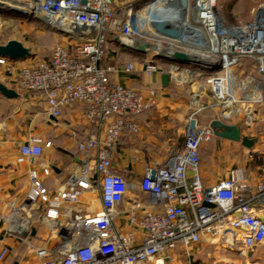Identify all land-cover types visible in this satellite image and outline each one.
I'll return each mask as SVG.
<instances>
[{"label": "built area", "instance_id": "built-area-1", "mask_svg": "<svg viewBox=\"0 0 264 264\" xmlns=\"http://www.w3.org/2000/svg\"><path fill=\"white\" fill-rule=\"evenodd\" d=\"M26 1L34 16L67 33L71 44L58 43L50 58L34 57L18 70V89L43 94L48 114L56 119L66 108L83 105L87 122L97 130L79 144L84 158L56 192L48 190L37 168L29 171L30 192L11 220L26 215L50 229L44 246L31 250L40 264H172L179 251L194 264L202 245L230 255L213 264H252L264 245V183L252 193L249 176L237 168L207 186L201 150L216 136L194 118L186 124L183 148L163 164L148 167L138 185L130 182L115 168L116 148L125 133H139L138 118L158 105L159 91L152 87L142 93L114 84L112 74H130L135 66L115 68L106 60L110 42L143 41L141 29L148 27L154 38L176 40L167 50L197 60L191 64L200 68L197 76L221 109L218 119H237L240 128L252 127L264 106V4L253 10L250 22L229 25L221 17L219 0H185L168 20L173 27H184L172 37L169 32L161 36V27L154 26L155 15L168 0L145 5L142 23L137 21L141 15L137 19L131 10L117 17L122 0ZM158 45L164 49L153 44ZM204 58L206 63L200 64ZM245 60L253 63V73L244 71ZM0 65L10 74L15 71L7 59H0ZM158 70L155 61L148 62V76ZM196 95L197 101L205 98ZM52 147L51 141L35 137L21 147V154L34 165ZM42 172L48 177L53 171L46 167ZM95 187L101 210H79L82 196ZM9 253L8 247L0 250V263Z\"/></svg>", "mask_w": 264, "mask_h": 264}, {"label": "crops", "instance_id": "crops-1", "mask_svg": "<svg viewBox=\"0 0 264 264\" xmlns=\"http://www.w3.org/2000/svg\"><path fill=\"white\" fill-rule=\"evenodd\" d=\"M147 1L149 0H122L116 7V15L121 18L131 10L137 19H140L141 15V19L137 21L142 23L144 4ZM184 1L168 0L155 15L154 26L161 27L160 30L163 32L161 36L164 32L184 31L181 24L173 27L168 21L174 17L176 5ZM261 4H264V0H232L227 5L228 10H231V16L222 14L223 6L220 14L229 25L244 24L252 20L253 10ZM141 34L142 40L152 45L176 44V40L154 38L148 27L142 28ZM111 44L116 48L122 47L116 42ZM126 49L129 51L128 54L119 53L118 49H114V54L112 53L106 64L120 68L123 64L120 63L119 56L124 55L126 59L129 58L125 64L134 63L135 69L130 74L118 71L111 75V81L142 93H146L152 87L159 91L158 105L138 118L139 133H125L116 148V170L125 175L130 182L138 185L148 167L161 165L159 163L166 159L173 133L176 131L179 137L184 135L186 124L192 116L193 101H197L195 98L197 84L193 83L197 76L190 71L194 67L192 64L158 59L154 54H140ZM50 56L51 54L42 59H48ZM33 59L34 56H31L23 62H12L15 67L12 74L7 72L5 66L0 65V83L18 94L16 98L9 99L0 93V250L3 247L10 250L7 259L0 264H40L31 250L44 246L49 234L48 228L33 222L26 215L23 219L11 220L14 208L21 207L30 192L29 171L33 167L37 168L48 190L56 192L68 181L75 164L84 158L79 151V144L97 132L96 128L87 122L83 105L75 104L66 108L62 116L56 119L48 114L43 94L25 93L18 89V70L30 64ZM150 61H155L159 67L158 72L152 76L146 73ZM253 66L250 60H245L244 71L253 73ZM164 74L171 77L168 88L162 86ZM218 118L220 117L215 119ZM238 122L239 120L234 119L228 123L239 125ZM256 122L258 128L264 129V106L258 109ZM241 130L245 135L243 127ZM35 137L51 141L53 147L46 149L43 157L33 165L21 154V147ZM247 137L255 140L252 149L217 137L212 143L202 147V178L207 186L226 179L231 170L243 168L249 176L252 193H256L258 185L264 183V133ZM181 142L180 149L185 144V137ZM228 142L233 143V146H229ZM46 167L52 169L51 176L46 177L43 174L42 170ZM91 197L90 193L82 196L79 210L83 212L101 210L100 198L99 205L95 206L92 205ZM212 249L206 245L200 246L195 251L194 264H209L205 256L213 263L219 258L230 256ZM251 262L264 264V245L256 250Z\"/></svg>", "mask_w": 264, "mask_h": 264}, {"label": "rangeland", "instance_id": "rangeland-1", "mask_svg": "<svg viewBox=\"0 0 264 264\" xmlns=\"http://www.w3.org/2000/svg\"><path fill=\"white\" fill-rule=\"evenodd\" d=\"M231 1L232 0L229 1L219 0L220 7L223 6L222 14L225 16H231L230 15L231 10H228L227 8V5ZM13 2H18L20 4H23V6L24 4L27 3L26 0H13ZM13 8L18 10L22 9L19 6L17 7L14 6ZM40 23H43L42 20L38 22L34 19H31L29 16L20 15L17 12L5 13L4 15H0V45H4L9 41L15 40L22 43L26 48H28L32 56L43 58L45 56L50 55L54 47L58 43H62L65 45L71 44V41L67 38V36H64L63 34L60 35L55 31H53V29L51 28H44ZM162 46L164 49H167L166 45L162 44ZM156 48L160 49L159 45L156 46ZM113 51H114V47L112 46V44H110L108 50V59L111 57ZM128 59H126L124 55L119 56L120 63L123 64L124 66L126 65L125 63L127 62ZM203 60L204 61H201L200 64L206 63L205 58ZM190 71L195 73V76H197L196 71H200V68L194 65V67L191 68ZM193 81H194L193 83L197 84L196 89H198V87L205 86L203 78L197 76V78L193 79ZM204 96L205 98L202 99L201 101H193L194 105H192V109H191L192 116H190L189 120L191 118H194L198 120L200 125L208 126L213 121V119L221 116V109L218 105H216L213 101L210 100L211 98H209V96L208 97L206 95ZM257 124L258 123L255 122L252 127L244 126L243 127V131L245 132L244 136L258 135L260 133H264V129L258 128ZM183 136L185 137V134L182 135V137H179L176 131L173 133L171 140L172 142H170L169 144L171 148L168 152V156L159 164H163L167 159L173 156L180 149V145L182 143L181 139L184 140ZM228 144L229 146H233V143L231 142H228ZM91 196H92L91 197L92 205L98 206L99 192L97 187H95V191L91 193ZM94 197H95V201H93ZM15 219L20 220L21 218L18 215L15 216ZM48 230L50 231V229ZM174 257L175 259L172 264H190L181 251L177 252V254ZM205 259L209 261V262L207 261L209 264L213 263V261L209 260L210 258H207L206 256Z\"/></svg>", "mask_w": 264, "mask_h": 264}, {"label": "water", "instance_id": "water-1", "mask_svg": "<svg viewBox=\"0 0 264 264\" xmlns=\"http://www.w3.org/2000/svg\"><path fill=\"white\" fill-rule=\"evenodd\" d=\"M155 0H149L146 2L145 5L150 4L154 2ZM85 3V1H83ZM17 12L20 15H26L29 16L31 19H34L38 22H40V19L32 14V12L28 9H15L13 8L12 4L7 1L0 0V15H4L5 13H12ZM44 28H51L44 25V23H40ZM53 31L60 35L67 36V33H65L62 30L51 28ZM172 37H176L177 33H171ZM122 46H125L129 50L133 52H137L140 54H150L153 53L155 58L158 59H168L173 62L178 63H184V64H191V63H197V60L194 58L189 57L187 54L179 51H169L167 49H161V50H155L154 46L150 44L149 42L145 41H138L131 45L122 44ZM32 54L28 48H26L22 43L18 41H9L8 43L4 45H0V59H7L11 62H23L27 59L31 58ZM171 84V77L168 74H164L162 77V86L163 88H168ZM0 93L5 96L6 98L12 99L16 98L18 94L11 89H8L4 84L0 83ZM197 94L199 95H206L211 96V91L206 88L205 86L199 87L197 89ZM52 119H54L52 117ZM194 124V123H193ZM210 128L214 132V135L217 138L231 141L234 143H239L246 149H252V147L255 144V140L250 139L247 136H244L242 134V130L238 125L235 124H229L221 119H215L210 123ZM208 207H213L210 204H206ZM36 231V230H34Z\"/></svg>", "mask_w": 264, "mask_h": 264}, {"label": "bare ground", "instance_id": "bare-ground-1", "mask_svg": "<svg viewBox=\"0 0 264 264\" xmlns=\"http://www.w3.org/2000/svg\"><path fill=\"white\" fill-rule=\"evenodd\" d=\"M12 4V6L14 7V6H19L20 8H22V9H29V7H25V6H23V4H20V3H18V2H12L11 3ZM156 48V46L154 47V49ZM161 49V48H160ZM159 48H156L155 50H160ZM199 88V87H198ZM199 95V94H198Z\"/></svg>", "mask_w": 264, "mask_h": 264}, {"label": "trees", "instance_id": "trees-1", "mask_svg": "<svg viewBox=\"0 0 264 264\" xmlns=\"http://www.w3.org/2000/svg\"><path fill=\"white\" fill-rule=\"evenodd\" d=\"M112 42H110V44H111ZM114 49H118L119 50V53H122V54H125V53H129V51L126 49V47H124V46H122V47H120V48H116V47H114ZM108 60V59H107ZM106 60V61H107Z\"/></svg>", "mask_w": 264, "mask_h": 264}]
</instances>
